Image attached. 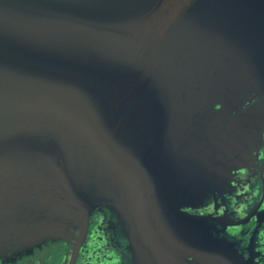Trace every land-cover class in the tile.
Here are the masks:
<instances>
[{
	"label": "water",
	"instance_id": "1",
	"mask_svg": "<svg viewBox=\"0 0 264 264\" xmlns=\"http://www.w3.org/2000/svg\"><path fill=\"white\" fill-rule=\"evenodd\" d=\"M263 141L264 0H0V264L102 211L140 264H233Z\"/></svg>",
	"mask_w": 264,
	"mask_h": 264
},
{
	"label": "flooded vegetation",
	"instance_id": "2",
	"mask_svg": "<svg viewBox=\"0 0 264 264\" xmlns=\"http://www.w3.org/2000/svg\"><path fill=\"white\" fill-rule=\"evenodd\" d=\"M243 190L226 198L228 220L234 226L232 233H239L244 239L234 238L236 246L244 241V253H233V264H264V141L256 161L247 169H242ZM225 208V207H224ZM213 211V210H212ZM215 216L223 215L219 210ZM117 219L110 211L92 215L86 240L80 250H71L67 240L50 241L24 254L11 264H140L134 259L129 248V240L116 226ZM245 258V260H243Z\"/></svg>",
	"mask_w": 264,
	"mask_h": 264
}]
</instances>
